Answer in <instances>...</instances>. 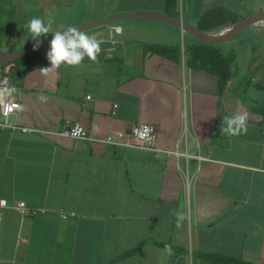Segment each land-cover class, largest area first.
<instances>
[{
  "label": "crops",
  "instance_id": "crops-1",
  "mask_svg": "<svg viewBox=\"0 0 264 264\" xmlns=\"http://www.w3.org/2000/svg\"><path fill=\"white\" fill-rule=\"evenodd\" d=\"M167 2L0 0V53L35 43L23 29L32 17L56 31L122 13L170 15ZM183 3V19L195 26L264 9V0ZM114 24L122 31L114 32ZM249 27L215 42L235 49L243 65L223 89L216 74L189 64L188 48L199 39L155 18L85 29L103 41L96 62L85 58L79 67L45 75L50 46L8 62L15 66L7 73L18 105L10 117L16 128L0 130V198L25 201L37 211L22 216L8 207L0 213V264H222L199 252L264 264V115L251 105L264 96L251 98L244 87L255 81L248 69L253 61L264 80V32ZM151 44L171 48L159 53ZM253 88L264 91L256 83ZM237 111L249 113L247 134H222L223 117ZM66 119L81 121L97 138L152 123L160 150L23 130H57ZM177 212L186 215L180 228ZM166 243L182 251L169 255Z\"/></svg>",
  "mask_w": 264,
  "mask_h": 264
},
{
  "label": "clouds",
  "instance_id": "clouds-1",
  "mask_svg": "<svg viewBox=\"0 0 264 264\" xmlns=\"http://www.w3.org/2000/svg\"><path fill=\"white\" fill-rule=\"evenodd\" d=\"M23 29L27 30L30 38L35 41L34 47H39L40 38L49 33L53 34L50 48L47 52V59L50 67L42 68L45 75L49 71L56 70L61 66L79 67L85 58L96 62L102 52L103 41L95 34H88L79 27L69 26L64 30H52L51 23H46L42 17H32L25 24ZM119 32V28L116 29ZM42 102L47 98L40 97ZM249 113L247 111H237L233 115L224 116L221 124V133L229 136H239L248 132ZM186 219L183 212L176 213V227L180 228ZM165 251L171 255L172 248L165 245Z\"/></svg>",
  "mask_w": 264,
  "mask_h": 264
},
{
  "label": "built area",
  "instance_id": "built-area-1",
  "mask_svg": "<svg viewBox=\"0 0 264 264\" xmlns=\"http://www.w3.org/2000/svg\"><path fill=\"white\" fill-rule=\"evenodd\" d=\"M183 0H178L177 11L179 12L181 18H183ZM119 28V32L122 31L120 25H112L111 29L114 32H117L116 29ZM183 31H185L183 29ZM10 75L0 66V130L3 128H16L15 124L11 123L10 117L17 108L16 101L13 100L11 96V87H10ZM118 109V103L113 104L112 115H116ZM25 131H37L45 134H57L62 136L71 137L74 139L80 140H89V141H99L106 144H111L115 146L123 147H132L138 144L146 148L160 150L155 147L157 142V128L154 124L148 122L137 123L131 131L126 132L122 130H111L109 134L105 137L97 138L90 135L87 128L79 120L66 119L57 130H41L34 128L23 127ZM176 155H184L190 157L193 155L188 154L187 152H180L179 150H174ZM200 158V155H196ZM183 173L186 176L188 184L190 183V177L188 173L183 170ZM8 207L16 208L22 216H30L36 213V209L30 207L25 201L19 200L10 202L6 198H0V213Z\"/></svg>",
  "mask_w": 264,
  "mask_h": 264
},
{
  "label": "trees",
  "instance_id": "trees-1",
  "mask_svg": "<svg viewBox=\"0 0 264 264\" xmlns=\"http://www.w3.org/2000/svg\"><path fill=\"white\" fill-rule=\"evenodd\" d=\"M177 3H178V0H168L167 2V11L172 16H180L179 12L177 11ZM231 14L232 15L229 19L219 24H208V23H204V21H200L197 24V27L203 31L220 30L221 28L237 23L242 19L241 16L237 14H234V13H231ZM245 33H247V28H245L241 33H239V36ZM250 39L253 41H258V39H256L255 37H250ZM147 47L159 53H165L166 50L171 48V46H164L160 44H151V45H148ZM39 51L27 54L23 57L30 58ZM188 52H189L188 53L189 64L194 67L203 68L209 72L216 74L219 77L221 89H223L224 86L227 85L230 78L236 72L237 52L235 49L225 50L222 47V45L219 43H207V42L198 40L197 42L189 46ZM40 65H44V61H31L30 63V66H40ZM250 84H251V81L245 82L244 87H245L246 93H248V88ZM256 84L258 87L264 89V82H256ZM251 105L254 107V110H259L264 115V100L253 101L251 102ZM163 245H170L172 250L182 251V249L177 248L170 243H166ZM137 249L138 247L130 250L129 252H126L121 257L131 255ZM199 254H201L203 257L213 262H216V263L253 264L251 262H248V261L236 258V257H232V256H226V255L209 253V252H199Z\"/></svg>",
  "mask_w": 264,
  "mask_h": 264
},
{
  "label": "water",
  "instance_id": "water-1",
  "mask_svg": "<svg viewBox=\"0 0 264 264\" xmlns=\"http://www.w3.org/2000/svg\"><path fill=\"white\" fill-rule=\"evenodd\" d=\"M127 17H144V18H155V19L166 20V21L172 22L173 24H176L177 26L181 27L185 31L194 35L196 38H198L201 41H204L207 43H215V42H223V41L231 40L234 37H236L239 33H241L246 27L257 23L260 19H264V9L248 17L241 19L228 32L221 31L218 33H212L209 31L200 30L193 23L179 16H172L166 13H156V12L122 13V14H117L113 16H106V17L98 18V19L92 20L90 22H87V23H84V24H81L75 27H79L80 30H85L93 26L115 22V21H118V20H121ZM52 38L53 36H50V37H47L41 40V43L38 48L34 47L35 43H33L19 50L0 53V65H4V70L6 72H10L12 69H15V66H12L11 64H7L8 62L13 61L17 58H20L29 53L35 52L37 50H40L42 48H45L47 46H50V42Z\"/></svg>",
  "mask_w": 264,
  "mask_h": 264
},
{
  "label": "rangeland",
  "instance_id": "rangeland-1",
  "mask_svg": "<svg viewBox=\"0 0 264 264\" xmlns=\"http://www.w3.org/2000/svg\"><path fill=\"white\" fill-rule=\"evenodd\" d=\"M236 24V23H235ZM235 24H233V25H229V26H226V27H224V28H221L220 30H212V31H209V32H212V33H218V32H221V31H225V30H228L229 28H232ZM249 27V26H248ZM251 30H261V31H263L264 32V25H262V24H259V23H255V24H252V25H250V27H249ZM236 45H237V43H235ZM242 49V52L243 53H245V49L244 48H241ZM243 56H245V55H243ZM254 61L252 62V64H250L249 66H248V69L250 70L251 68L253 69L252 71H251V73L253 74V77H255V81H251V84H250V86H249V88H248V96L249 97H251V98H256V97H260V96H262V98H263V96H264V91H256L254 88H253V84H255L256 83V81H259V82H261V81H264L261 77H260V75L259 74H261L260 72L261 71H259V69H260V67H257V69H254ZM238 68V69H237ZM241 68H243V65H239L238 64V62H237V64H236V72H240L242 69ZM236 72H235V74H236ZM259 77H260V79H259ZM259 79V80H258ZM246 94V95H247Z\"/></svg>",
  "mask_w": 264,
  "mask_h": 264
},
{
  "label": "bare ground",
  "instance_id": "bare-ground-1",
  "mask_svg": "<svg viewBox=\"0 0 264 264\" xmlns=\"http://www.w3.org/2000/svg\"><path fill=\"white\" fill-rule=\"evenodd\" d=\"M257 23L264 25V19H260ZM229 30H231V28H229L228 30H225L223 32H228Z\"/></svg>",
  "mask_w": 264,
  "mask_h": 264
}]
</instances>
